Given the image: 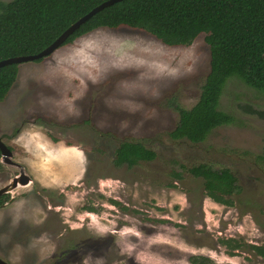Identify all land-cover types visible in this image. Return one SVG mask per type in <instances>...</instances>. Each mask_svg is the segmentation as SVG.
<instances>
[{
    "label": "rangeland",
    "instance_id": "374dc122",
    "mask_svg": "<svg viewBox=\"0 0 264 264\" xmlns=\"http://www.w3.org/2000/svg\"><path fill=\"white\" fill-rule=\"evenodd\" d=\"M210 58L205 33L190 45H168L121 26L21 63L0 101V137L17 162H1L0 188L21 170L31 181L0 207V257L11 264H191L189 256L200 254L215 264H264L249 248L264 246V94L231 78L220 108L234 123L199 143L170 136L180 119L174 103L196 104ZM125 140L143 142L157 157L117 166ZM201 163L232 169L240 185L232 202L206 194L205 179L190 171ZM220 238L244 246L231 250Z\"/></svg>",
    "mask_w": 264,
    "mask_h": 264
},
{
    "label": "trees",
    "instance_id": "16d2710c",
    "mask_svg": "<svg viewBox=\"0 0 264 264\" xmlns=\"http://www.w3.org/2000/svg\"><path fill=\"white\" fill-rule=\"evenodd\" d=\"M104 1L0 2V60L41 52ZM121 26L144 29L168 45H190L200 34H206L211 53L210 71L194 106L185 108L174 103L180 115L170 132L174 140L199 143L215 128L236 121L232 113L220 108L221 96L231 78H238L264 94V0H122L89 18L61 46L98 28ZM19 66L12 63L0 67V101L17 81ZM156 157V151L143 142L125 140L116 148L114 163L133 167ZM260 158L264 162V156ZM190 171L205 179L206 194L219 202H232V197L240 191L238 178L228 167L217 169L201 163ZM11 199L10 193L1 196L0 207ZM219 242L231 250L244 246L235 238H220ZM249 248L264 256V246L249 244ZM233 252L230 254L234 255ZM189 262L215 264L211 257L200 254L190 255Z\"/></svg>",
    "mask_w": 264,
    "mask_h": 264
},
{
    "label": "water",
    "instance_id": "95a60500",
    "mask_svg": "<svg viewBox=\"0 0 264 264\" xmlns=\"http://www.w3.org/2000/svg\"><path fill=\"white\" fill-rule=\"evenodd\" d=\"M119 1L122 0H106L102 2L101 4L94 7L90 12H88L80 19H78L76 22H74L72 25H70L53 43H51L41 52L31 55L15 56L0 60V67L12 63L21 64L27 61H34L52 54L68 39L70 35H72L77 29H79L80 26L84 22H86L89 18H91L92 16H94L96 13L103 10L104 8L113 5L114 3ZM0 151H1V162L17 165V162L13 159L12 149L4 142V140L1 137H0ZM30 181H31V177L25 174L23 170H21L19 176H16L9 184L0 188V197L6 193H11L19 185L22 186L28 185ZM0 264H11V263L7 262L6 260L0 257Z\"/></svg>",
    "mask_w": 264,
    "mask_h": 264
}]
</instances>
